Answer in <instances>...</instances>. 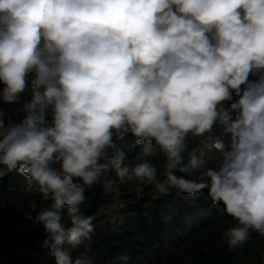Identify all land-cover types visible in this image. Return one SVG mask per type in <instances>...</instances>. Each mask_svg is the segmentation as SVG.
Masks as SVG:
<instances>
[{"label":"clouds","instance_id":"clouds-1","mask_svg":"<svg viewBox=\"0 0 264 264\" xmlns=\"http://www.w3.org/2000/svg\"><path fill=\"white\" fill-rule=\"evenodd\" d=\"M0 84L23 113L0 118V163L50 201L32 219L55 264H92L72 257L95 230L80 205L112 170L160 195L207 189L238 221L223 231L229 252L264 236V0H0ZM189 133L219 154L198 178L181 174ZM127 134L166 155L163 178L125 163L114 139Z\"/></svg>","mask_w":264,"mask_h":264},{"label":"trees","instance_id":"trees-1","mask_svg":"<svg viewBox=\"0 0 264 264\" xmlns=\"http://www.w3.org/2000/svg\"><path fill=\"white\" fill-rule=\"evenodd\" d=\"M29 94L26 89L24 98L29 99ZM237 98L233 94L228 105ZM4 105L0 102V110ZM215 135L220 136L221 130ZM222 139L229 143L227 136ZM134 140L131 134L114 139L116 149L127 154L125 163L148 161L157 167V178H163L166 155L154 144L152 154L145 155ZM203 140L191 133L186 137L182 155L187 170L182 175L198 178L205 169L218 166L219 154L205 149ZM194 151L198 166L189 161L188 154ZM106 180L116 181L110 190L104 187ZM27 189L24 176L0 163V264H55L49 249L42 246L43 225L32 219L50 201ZM85 197L80 209L83 215L95 217V230L90 241L72 251L73 259L87 255L92 264H122L117 257L126 254L127 264H264V236L256 232L237 252H229L223 231L239 226L238 221L225 213L223 205H212L207 189L196 196L175 189L160 195L134 178L121 183L112 170L100 183L86 188ZM64 220L67 225L66 210Z\"/></svg>","mask_w":264,"mask_h":264},{"label":"crops","instance_id":"crops-1","mask_svg":"<svg viewBox=\"0 0 264 264\" xmlns=\"http://www.w3.org/2000/svg\"><path fill=\"white\" fill-rule=\"evenodd\" d=\"M253 77V76H251ZM20 105H4L2 109L0 110V118L3 119H13V120H19L22 119L23 113H17L16 109L19 108Z\"/></svg>","mask_w":264,"mask_h":264}]
</instances>
